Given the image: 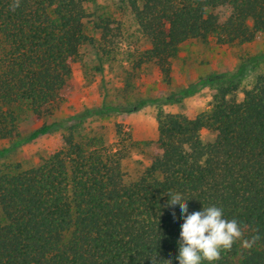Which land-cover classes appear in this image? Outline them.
I'll return each instance as SVG.
<instances>
[{
    "label": "trees",
    "instance_id": "16d2710c",
    "mask_svg": "<svg viewBox=\"0 0 264 264\" xmlns=\"http://www.w3.org/2000/svg\"><path fill=\"white\" fill-rule=\"evenodd\" d=\"M263 33L264 0H0V264H178L167 192L237 220L213 264H264V75L242 88L243 68L211 75L217 92L195 117L160 109L183 94L143 90L151 71L171 83L188 41L241 47ZM76 62L97 97L65 117ZM149 105L154 153L130 179L126 161L149 143L116 121L109 143L101 123ZM54 132L62 144L39 162L8 161Z\"/></svg>",
    "mask_w": 264,
    "mask_h": 264
},
{
    "label": "rangeland",
    "instance_id": "374dc122",
    "mask_svg": "<svg viewBox=\"0 0 264 264\" xmlns=\"http://www.w3.org/2000/svg\"><path fill=\"white\" fill-rule=\"evenodd\" d=\"M243 68L241 75V88L248 87L259 74L264 75V33L256 41L241 47L217 48L207 46L199 41L191 40L181 46L178 57L173 62L172 81L165 83L161 76L151 71L145 79L143 90L145 96H161L164 94H183L180 102L161 103L160 109L164 112L183 114L195 117L199 113L207 112L217 92L216 88L206 83L213 74H231ZM73 76L71 87L66 92L65 117L83 110L84 106L95 105L97 96L89 94L82 78V68L79 62L72 65ZM238 99L242 95L237 96ZM159 107L146 106L132 113L118 114L111 119H103L106 125L108 142H114V122L122 124L124 131L138 141H146L149 146L137 148L132 151L126 161L128 178L134 179L148 164V153H154L151 142L155 137V115ZM205 142L212 141L214 134L208 130L201 131ZM61 133L43 136L37 141L20 146L12 152L8 161L21 162L31 166L48 151H53L61 146ZM144 149V151H143Z\"/></svg>",
    "mask_w": 264,
    "mask_h": 264
},
{
    "label": "clouds",
    "instance_id": "9594fccd",
    "mask_svg": "<svg viewBox=\"0 0 264 264\" xmlns=\"http://www.w3.org/2000/svg\"><path fill=\"white\" fill-rule=\"evenodd\" d=\"M166 207L178 210L180 224L178 264H213L222 250L230 249L240 238V226L236 219H227L221 206L210 204L199 210L189 211L188 204L179 192H167ZM178 206V209H177ZM176 223L175 211L171 215ZM245 246H250L245 242ZM153 258V264L155 262ZM169 264L171 261L169 260Z\"/></svg>",
    "mask_w": 264,
    "mask_h": 264
}]
</instances>
